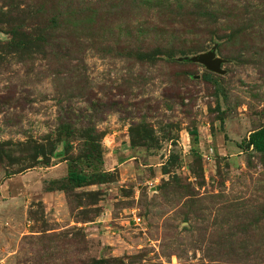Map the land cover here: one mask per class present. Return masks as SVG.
<instances>
[{
	"label": "rangeland",
	"instance_id": "rangeland-1",
	"mask_svg": "<svg viewBox=\"0 0 264 264\" xmlns=\"http://www.w3.org/2000/svg\"><path fill=\"white\" fill-rule=\"evenodd\" d=\"M215 1L216 39L153 0H0V264H264V153L239 147L264 127V0Z\"/></svg>",
	"mask_w": 264,
	"mask_h": 264
},
{
	"label": "trees",
	"instance_id": "trees-1",
	"mask_svg": "<svg viewBox=\"0 0 264 264\" xmlns=\"http://www.w3.org/2000/svg\"><path fill=\"white\" fill-rule=\"evenodd\" d=\"M154 5L152 6L157 14L163 18H171L174 20L182 19L185 21H189L190 19L193 20L194 25H203L207 28H213L210 32L209 37L216 39L220 37L217 32H215V28L218 26L221 20V7L217 1L215 0H153ZM145 5H151V3H143ZM219 5V6H218ZM140 7H144L142 4ZM143 9V8H141ZM170 19V20H171ZM167 27V23L164 24ZM171 27H175L171 22H169ZM176 29V28H175ZM176 48H166L164 51L162 49L155 50L153 53L143 52V50H136L133 51L136 54V59L139 61H143L145 59H153V57L158 53H166L168 58L173 59L175 57ZM179 55H185V52L179 50ZM113 110H106L105 114L110 113ZM103 117V116H101ZM100 118L98 119V121ZM73 125L67 121L60 120V124L58 126V131L61 135L66 137H72L73 133ZM95 130V127H94ZM91 133V132H90ZM192 136L194 143H198L199 140V132L197 128H193L189 132ZM145 139V138H142ZM94 139L87 140L89 143V157H93L96 153L101 157L102 153L99 151L100 146H97ZM71 146L70 142L67 143V150ZM239 147L243 150H250L252 149L255 152L264 153V127L253 131L250 133L247 140L239 145ZM97 148V149H96ZM56 151V146L51 144L50 148L47 150L46 146L40 145L35 147V165H39L43 163V160L50 158L54 155ZM43 158V159H41ZM108 173H93L88 174L82 170L77 169L72 164H69L68 175L64 178V182L74 188H82L84 186L95 185V184H103L109 182ZM61 182L60 180H53V183L58 184ZM60 190H65L67 187L58 188ZM53 191V190H50ZM96 263H102L101 261H97Z\"/></svg>",
	"mask_w": 264,
	"mask_h": 264
},
{
	"label": "water",
	"instance_id": "water-1",
	"mask_svg": "<svg viewBox=\"0 0 264 264\" xmlns=\"http://www.w3.org/2000/svg\"><path fill=\"white\" fill-rule=\"evenodd\" d=\"M193 62H199L207 67L211 72L223 74L224 71L221 68L222 61L216 59V54L214 51H209L206 54H201L198 57H195Z\"/></svg>",
	"mask_w": 264,
	"mask_h": 264
},
{
	"label": "built area",
	"instance_id": "built-area-1",
	"mask_svg": "<svg viewBox=\"0 0 264 264\" xmlns=\"http://www.w3.org/2000/svg\"><path fill=\"white\" fill-rule=\"evenodd\" d=\"M134 221L136 222V224H140L142 222V218L141 217H135Z\"/></svg>",
	"mask_w": 264,
	"mask_h": 264
},
{
	"label": "crops",
	"instance_id": "crops-1",
	"mask_svg": "<svg viewBox=\"0 0 264 264\" xmlns=\"http://www.w3.org/2000/svg\"><path fill=\"white\" fill-rule=\"evenodd\" d=\"M117 156H118V161H120V159H121V158H120V155H117ZM52 172H53V171H52Z\"/></svg>",
	"mask_w": 264,
	"mask_h": 264
}]
</instances>
